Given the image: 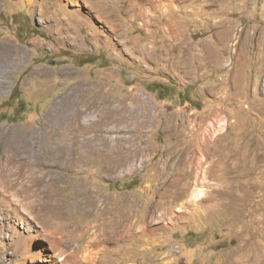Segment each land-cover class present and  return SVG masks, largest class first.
<instances>
[{
	"label": "rangeland",
	"instance_id": "obj_1",
	"mask_svg": "<svg viewBox=\"0 0 264 264\" xmlns=\"http://www.w3.org/2000/svg\"><path fill=\"white\" fill-rule=\"evenodd\" d=\"M3 41L17 47L0 92V144L25 126L43 153L73 157L40 166L64 185L50 227L74 230L78 247L101 235L95 264H264V0H0ZM61 103L79 113L53 152L43 133L57 132ZM112 135L133 138L114 153L142 168L116 177L102 168L111 153L100 161L94 145L81 149L98 139L110 150ZM132 200L139 223L158 228L151 235L132 239ZM1 232L4 264L14 256Z\"/></svg>",
	"mask_w": 264,
	"mask_h": 264
},
{
	"label": "bare ground",
	"instance_id": "obj_2",
	"mask_svg": "<svg viewBox=\"0 0 264 264\" xmlns=\"http://www.w3.org/2000/svg\"><path fill=\"white\" fill-rule=\"evenodd\" d=\"M34 2L35 0H28L29 4ZM40 5L41 4L39 3V6ZM15 47H17V44L12 41H3L0 45V55H3L0 56V92L6 91V82L10 85L12 84L14 78L12 72L16 68V63L11 57L13 54V51L11 50ZM67 102L69 101L67 100ZM78 113L79 108L76 105H73L71 110L66 108V111H64L63 104L61 103L56 105L55 110L52 111L51 114L53 120L52 124L57 127V132H50L41 125L46 132L43 134L51 136L54 139L55 144L58 145L52 146L53 152L57 149H61L62 145L61 139L63 136L58 130L64 123L65 126L68 125V130L70 129L73 131L72 129L75 128L76 125L68 123H70V119L74 120L78 116ZM97 120H99V117L94 116V120L92 121L95 122ZM83 124H87L88 126L91 125L88 122H84ZM137 124H140V122L136 123L135 127H137ZM16 128L21 129L20 132L15 133V129H12L0 144V228L3 230V233L1 232L3 241L12 248L14 256V259L12 257H7L4 264H95V254L101 243V235H96L97 233L94 235L92 234L82 247H78L73 243V239L77 238V234L74 230H69L68 227H66L68 229L67 231H65L64 228H59L57 226L50 227L48 220L45 219L46 214H48V216L51 213L54 214V210H51L49 213V210L51 208L53 209L52 206L63 204V201L65 200L63 193L64 185L60 186L57 182L60 175L44 171L40 166L52 164L66 167L68 159H72L73 157L68 155L65 156L66 161H61L59 157L60 153L55 154L54 156H49L50 154L43 153L41 151L42 138L37 139V142L30 143L29 138L31 135L25 132L26 127L19 126ZM120 128H126V124H123ZM0 135H2V131L0 132ZM118 139L132 140L133 138L126 135H112L109 138L112 145L110 150L106 149L103 140L98 139H94L89 143H81L83 145V148L81 147V149L83 151L85 145L88 144H92V146L94 145L98 150L97 153L99 156L96 160L100 161H102L107 155V152L109 154L111 153L113 158L110 159L108 164L102 166V168L107 167L115 169L116 177L125 176L130 173V171H134V169L142 168L143 161L142 163L140 161H132L131 163L127 162L125 165L124 158L114 153L118 149ZM72 145L73 143L70 144L69 149L72 148ZM92 161H95L94 157ZM127 165L128 167L126 168ZM52 186L59 189L60 192H56V189L50 191L52 190L50 189ZM91 189L92 188H87L89 192ZM203 194L204 189H198L193 193V199H199ZM113 199L123 201L125 200V197L115 195L113 196ZM133 202L134 201L132 200L129 207H134ZM134 210L136 212L134 214L135 219L128 227L131 229L132 239L140 238L142 231H144L146 235H151L154 230L158 229L153 227L148 229L147 227L144 228V224L141 225L139 223L138 210L136 211V207H134ZM124 212L125 211L121 212L116 221H122V219H124ZM63 213L69 216L70 213H72V210L65 209ZM262 222H264V215H262ZM125 229L126 228L123 224V230ZM261 230H264V227H261ZM60 232H62V234ZM261 233H263V231ZM37 238L45 240L49 247L47 249L42 246L34 248L33 242ZM101 247H103V245ZM115 247L116 248L113 249V252L116 253V251L121 248V245L117 242ZM100 249L98 251L102 250ZM125 253L126 252H123V256Z\"/></svg>",
	"mask_w": 264,
	"mask_h": 264
},
{
	"label": "crops",
	"instance_id": "obj_3",
	"mask_svg": "<svg viewBox=\"0 0 264 264\" xmlns=\"http://www.w3.org/2000/svg\"><path fill=\"white\" fill-rule=\"evenodd\" d=\"M170 8H171V7H169L166 11H167V12H170ZM165 13H166V12H165ZM169 83H170V85L167 86V87H175V86H176V85H175L176 83L173 82L172 80H170ZM98 84H99V85L102 84V83L100 82V79H99V81H98ZM75 85H78V84H75ZM154 85H155V87H154L155 89L152 90V92H155L156 95L159 96V93L162 91V88H163V87H160V86H159L160 84H156V83H155ZM178 85H179V84H178ZM131 86H132V85H131ZM105 88H106V90L108 89L107 87H105ZM185 88H186V87H185ZM185 88H181L180 85H179V90H180V91H183V89H185ZM166 98H168V97L165 96V97H164V100H165ZM162 99H163V98H162Z\"/></svg>",
	"mask_w": 264,
	"mask_h": 264
}]
</instances>
